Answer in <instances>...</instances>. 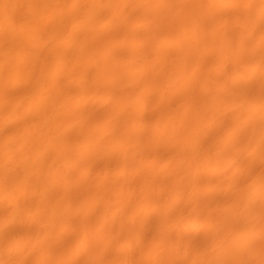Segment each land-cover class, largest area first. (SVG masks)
I'll use <instances>...</instances> for the list:
<instances>
[{
    "label": "rangeland",
    "instance_id": "obj_1",
    "mask_svg": "<svg viewBox=\"0 0 264 264\" xmlns=\"http://www.w3.org/2000/svg\"><path fill=\"white\" fill-rule=\"evenodd\" d=\"M25 1L0 2V264H264L229 247L264 239V0Z\"/></svg>",
    "mask_w": 264,
    "mask_h": 264
},
{
    "label": "bare ground",
    "instance_id": "obj_2",
    "mask_svg": "<svg viewBox=\"0 0 264 264\" xmlns=\"http://www.w3.org/2000/svg\"><path fill=\"white\" fill-rule=\"evenodd\" d=\"M2 1H5L4 3L6 4V1L7 2H9V0H2ZM11 1H13V0H11ZM10 1V2H11ZM19 1V0H18ZM27 1V0H26ZM26 1H25V3H26ZM49 1H51V0H48V2ZM62 1V0H61ZM72 1V0H71ZM79 1V0H78ZM83 1V0H82ZM88 1V0H87ZM91 1V0H90ZM139 1V0H138ZM146 1V0H145ZM216 1V0H215ZM0 2H1V0H0ZM9 2V3H10ZM15 2V1H14ZM31 2H34V1H30V3ZM70 2V1H69ZM2 3V2H1ZM0 3V4H1ZM9 3L8 4H6L7 6H9ZM12 3V2H11ZM16 3V2H15ZM14 3V4H15ZM24 3V2H23ZM29 3V4H30ZM37 3V2H36ZM46 3V2H45ZM52 3V2H51ZM83 3V2H82ZM90 3V2H89ZM143 3V2H142ZM5 4L3 5V7H7V6H5ZM18 4V3H17ZM21 4V3H20ZM132 4V3H131ZM130 4V5H131ZM138 4V3H137ZM1 5V6H2ZM25 5V4H24ZM38 6H39V4H37ZM43 5V4H42ZM74 5V4H73ZM77 5V4H76ZM86 5V4H85ZM124 5H126V4H124ZM129 5V6H130ZM0 6V7H1ZM49 6V5H48ZM87 6V5H86ZM211 6H213V3H209V4H205L202 8H209V7H211ZM214 6H216V4L214 3ZM219 6V5H218ZM249 6V5H248ZM18 7V6H17ZM22 7V6H21ZM94 8H95V6H93ZM134 7V6H133ZM251 7V6H250ZM40 8V7H39ZM44 8V7H43ZM49 8H51V7H49ZM48 8V9H49ZM57 8H59V7H57ZM60 8H61V6H60ZM131 8V7H130ZM156 8V7H155ZM2 9V8H1ZM5 9V8H4ZM12 9V8H11ZM26 9H28V8H26ZM37 9V8H36ZM52 9V8H51ZM125 9V8H124ZM135 9V8H134ZM156 9H158V8H156ZM210 9V8H209ZM212 10L214 9V7H212L211 8ZM234 9V8H233ZM239 9V8H238ZM237 9V10H238ZM251 9V8H250ZM13 10V9H12ZM32 10V9H31ZM30 9H29V11H31ZM56 10V9H55ZM61 10V9H60ZM90 10V9H89ZM88 10V11H89ZM93 10H95V9H93ZM128 10V9H127ZM132 10V9H131ZM206 10V15L207 14H209L207 11H208V9H205ZM215 10H216V12L218 13V14H221V17H222V15H224V13H223V11L224 12H226V10H222L220 7L218 8V9H216V7H215ZM20 11V10H19ZM38 11V10H37ZM56 11H58V10H56ZM91 11V10H90ZM89 11V12H90ZM136 11V10H135ZM163 12H164V10H162ZM228 11H230V9L228 10ZM227 11V13H229ZM245 11V10H244ZM6 12V11H5ZM34 12V11H33ZM55 12V11H54ZM54 12H52V13H54ZM94 12V11H93ZM161 12V11H160ZM12 13V12H11ZM14 13V12H13ZM26 13V12H25ZM31 14H32V12H30ZM35 13V12H34ZM38 13V12H37ZM43 13H44V11H43ZM48 13V12H47ZM51 13V14H52ZM156 13V12H155ZM24 14V13H23ZM39 14V13H38ZM37 14V15H38ZM46 14V13H45ZM90 14V13H89ZM212 14V13H211ZM214 12H213V16H214ZM226 14V13H225ZM0 15H2V14H0ZM6 15V14H5ZM29 15V14H28ZM55 15V14H54ZM53 15V16H54ZM20 16V15H19ZM31 16V15H30ZM39 17L41 16V14L40 15H38ZM77 16V15H76ZM160 16V15H159ZM165 16H167V15H165ZM217 17L219 16V15H216ZM12 17V16H11ZM17 17V16H16ZM46 17V16H45ZM68 17H71V16H68ZM95 17H96V15H95ZM141 17V16H140ZM4 18H5V16H4ZM8 18H10L9 16H8ZM47 18V17H46ZM48 18H49V16H48ZM50 18H52V17H50ZM81 18V17H80ZM142 18V17H141ZM162 18V17H161ZM11 19V18H10ZM16 19V18H15ZM30 19V18H29ZM43 19H44V17H43ZM53 19H55V18H53ZM52 19V20H53ZM61 19V18H60ZM70 19V18H69ZM146 19V18H145ZM167 19V18H166ZM37 20H38V18H37ZM36 20V21H37ZM148 20V19H147ZM161 20V19H160ZM25 21H26V19H25ZM45 21V20H44ZM51 21V20H50ZM55 21V20H54ZM70 21H71V19H70ZM138 21H140V20H138ZM141 21H143L142 19H141ZM4 22H7V21H4ZM10 22V21H9ZM39 22V21H38ZM144 22V21H143ZM39 23H42V22H39ZM3 24V23H2ZM43 24H48V22L47 23H43ZM61 24V23H60ZM90 24V23H89ZM6 25H7V23H6ZM91 25H93L92 23H91ZM90 25V26H91ZM1 26V25H0ZM12 26V25H11ZM49 26L51 27V25L49 24ZM5 27V26H4ZM3 27V28H4ZM53 29V28H52ZM4 30V29H3ZM11 30V29H10ZM121 30V29H120ZM125 30V29H124ZM5 32L7 31V30H4ZM104 31V30H103ZM10 32V31H9ZM13 32V31H12ZM105 32V31H104ZM15 33V32H14ZM110 33V32H109ZM108 33V34H109ZM1 34V33H0ZM107 34V33H106ZM241 34H242V32H241ZM244 34V33H243ZM9 35H10V33H9ZM14 35V34H13ZM6 36V35H5ZM5 36H3L2 35V37L0 36V43H1V41L2 42H4L5 44H6V41H9V40H11V39H8L9 37H11V36H7V38L5 39L4 37ZM14 37V36H13ZM20 37V36H19ZM23 37V36H22ZM238 37V36H237ZM18 38V37H17ZM240 38V37H239ZM6 40V41H3V40ZM8 39V40H7ZM19 39V38H18ZM25 39H27V38H25ZM14 40V39H13ZM16 41V40H15ZM22 41V40H21ZM10 42V41H9ZM9 42H8V44H9ZM13 42L14 41H12V44H11V42H10V45H13ZM16 43V42H15ZM54 43V42H53ZM2 44V43H1ZM18 43H16V44H14V45H17ZM56 44V43H55ZM9 45V46H10ZM57 45V44H56ZM50 47V46H49ZM54 47V46H53ZM57 47V46H56ZM45 48H46V46H45ZM37 49H39L38 47H37ZM42 49V48H41ZM44 49V48H43ZM58 49V48H57ZM55 50H56V48H55ZM47 51V50H46ZM38 52V51H37ZM58 52V51H57ZM59 52H61V51H59ZM41 53V52H40ZM47 53V52H46ZM51 54V53H50ZM55 54V53H54ZM10 55V54H9ZM38 55V54H37ZM43 55V54H42ZM61 55V54H60ZM54 56V55H53ZM42 59V58H41ZM46 66V65H45ZM33 72H35V71H33ZM57 72H59L58 71V69H57ZM43 74H44V72H43ZM45 74L49 77L50 75V73H47V72H45ZM44 74V75H45ZM38 76V75H37ZM36 77V76H35ZM59 77V76H58ZM39 78V77H38ZM44 78V77H43ZM49 79V78H48ZM52 79V78H51ZM1 79H0V91H6V92H10L11 94L14 92V89H13V87H12V85H10V84H5V83H1ZM43 81H44V79H43ZM63 81V80H62ZM67 81V80H66ZM65 83V82H64ZM45 84V83H44ZM47 86V85H46ZM42 91V90H41ZM1 92V93H2ZM5 92V93H6ZM32 92H35V91H32ZM72 92V91H71ZM70 92V93H71ZM73 92H75L76 93V91H73ZM4 93V92H3ZM2 93V94H3ZM31 93V92H30ZM44 93V92H43ZM86 93V92H85ZM1 94V95H2ZM11 94H9V95H11ZM226 94V93H225ZM8 95V96H9ZM13 95V94H12ZM7 96V95H6ZM68 96V95H67ZM85 96V95H84ZM87 96V95H86ZM41 97V96H40ZM43 97V96H42ZM68 97H70V95L68 96ZM76 97V96H75ZM4 98H5V94H4ZM9 98V97H8ZM71 98V97H70ZM70 98H68L69 99V101L68 102H73L72 100H70ZM76 98H80V96L79 97H76ZM75 98V99H76ZM82 98V97H81ZM6 99V98H5ZM37 99H38V97H37ZM8 100V99H7ZM7 100H6V102H7ZM10 100V99H9ZM8 100V106H2L3 108H4V110H5V114H7L8 116H11V115H9L10 113H12V111L14 112V110H13V108H15V107H12L13 105H10L9 103H10V101ZM30 100V99H29ZM79 99H77V101H78ZM81 100H83V98L81 99ZM80 100V101H81ZM38 101V100H37ZM84 101V100H83ZM74 102H75V100H74ZM89 102V101H88ZM30 103H31V101H30ZM39 103V102H38ZM40 103H41V99H40ZM46 103H49L48 101L46 102ZM12 104V103H11ZM29 104V103H28ZM32 104V103H31ZM34 104V103H33ZM35 104H36V102H35ZM70 104V103H69ZM75 104V103H74ZM87 104V103H86ZM25 105H27V104H25ZM66 105V104H65ZM15 106V105H14ZM42 106H43V103H42ZM48 106V105H47ZM29 107V106H28ZM38 107H40V106H38ZM54 107V106H53ZM67 107V106H66ZM1 108V107H0ZM33 108V107H32ZM31 108V109H32ZM36 108V107H35ZM46 108V107H45ZM48 108V107H47ZM51 109H52V107H50ZM101 107H99V110H101L100 109ZM17 109V108H16ZM42 109V108H41ZM68 109V108H67ZM3 110V111H4ZM18 110V109H17ZM37 110H38V108H37ZM49 110V109H48ZM72 110V109H71ZM98 110V109H97ZM25 111H26V109H25ZM40 111V110H39ZM38 111V112H39ZM69 111V110H68ZM95 111V110H94ZM37 112V111H36ZM41 112V111H40ZM40 114V113H39ZM44 114V113H43ZM47 114V113H46ZM49 114V113H48ZM5 116V115H4ZM37 116L39 117V116H43L42 114L41 115H38L37 114ZM40 117V120L43 118H41ZM33 120V119H32ZM31 121V120H30ZM42 121H44V120H42ZM31 123V122H30ZM42 123V122H41ZM1 124V123H0ZM15 124V123H14ZM13 124V125H14ZM47 124V123H46ZM30 125V124H29ZM44 125H45V122H44ZM16 126V125H15ZM32 126V125H31ZM31 128V127H30ZM13 129H15V128H13V126L11 125V121H10V123H5V124H1L0 125V138L1 137H5V135L6 134H8V133H10L11 134V132L13 131ZM19 131V130H18ZM16 132V131H15ZM14 132V133H15ZM47 132V131H46ZM13 133V132H12ZM19 133V132H18ZM47 134V133H46ZM26 135V134H25ZM24 135V136H25ZM50 135V134H49ZM9 136V135H8ZM48 136V135H47ZM132 137V136H131ZM25 138V137H24ZM27 139V138H26ZM1 140V139H0ZM5 140V139H4ZM29 141V140H28ZM1 142V141H0ZM8 143V142H7ZM21 144V143H20ZM24 144H26L25 142H24ZM84 144V143H83ZM27 145V144H26ZM8 146V148H7V150H8V152H10V154H12L11 152H13V151H15L14 150V146L12 147H10L9 145H7ZM22 146V145H21ZM81 146V145H80ZM83 147V146H82ZM4 148H6V146L4 147ZM3 148V149H4ZM9 148H11L13 151H11V149H9ZM24 147H22V149H23ZM78 148H79V146H78ZM21 149V150H22ZM31 149V148H30ZM82 149V148H81ZM84 149V148H83ZM19 150V149H18ZM32 150V149H31ZM38 150V149H37ZM40 150V149H39ZM23 151V150H22ZM43 151H46V150H43ZM221 151V150H220ZM220 151H218V152H220ZM224 151H226V150H224ZM223 151V152H224ZM1 152V151H0ZM4 152V151H3ZM30 152V151H29ZM86 152V151H85ZM37 153H40V151L39 152H37ZM49 153V152H48ZM210 153H212V152H210ZM225 153H227V152H225ZM224 153V154H225ZM9 154V153H8ZM21 154V153H20ZM217 154V153H216ZM221 154V153H220ZM97 155V154H96ZM1 156H2V154H1ZM81 156V155H80ZM12 157H14L13 155H12ZM18 157H20V156H18ZM28 157H29V155H28ZM53 157V156H52ZM216 157V156H215ZM220 157V156H219ZM219 157H218V159H219ZM1 158V157H0ZM8 158V157H7ZM29 158H31V157H29ZM223 158V157H222ZM17 159V158H16ZM208 159H210V158H208ZM221 159V158H220ZM219 159V160H220ZM1 160H3V159H1ZM15 160V159H14ZM28 160V159H27ZM60 161H61V159H59ZM7 161H9V160H7ZM2 164H3V162H1ZM29 163V162H28ZM15 164V163H14ZM36 164V163H35ZM13 165V164H12ZM24 165H27V163L26 164H24ZM32 165V164H31ZM42 165V164H41ZM21 166V165H20ZM15 167V166H14ZM28 167V166H27ZM64 167V166H63ZM12 168V167H11ZM24 168V167H23ZM30 168V167H29ZM41 168V167H40ZM1 169H3L2 167H1ZM67 169V168H66ZM25 170V169H24ZM76 170H77V168H76ZM16 171H18V170H16ZM22 171V170H21ZM74 171V170H73ZM3 172V171H2ZM3 174H4V172H3ZM6 174V173H5ZM15 174V173H14ZM13 174V175H14ZM24 174V173H23ZM213 175V174H212ZM10 176V175H9ZM25 176V175H24ZM83 176V175H82ZM208 176H210V175H208ZM220 177V176H219ZM5 178V177H4ZM209 178H211V177H209ZM19 179V178H18ZM204 179H206L205 177H204ZM219 179V178H218ZM9 180V179H8ZM11 180V179H10ZM208 180H210V179H208ZM207 180V181H208ZM102 181V180H101ZM206 181V180H205ZM214 181V180H213ZM97 182V181H96ZM103 182V181H102ZM211 182V181H210ZM94 183H95V180H94ZM5 184H7V183H5ZM3 185V184H2ZM25 185V184H24ZM9 186V185H8ZM13 186V185H12ZM26 186V185H25ZM40 188V187H39ZM12 189H14V188H12ZM11 189V190H12ZM16 189V188H15ZM21 189V188H20ZM24 189H26V188H24ZM92 189V188H91ZM10 190V189H9ZM8 190V191H9ZM31 191H32V189H31ZM58 191V190H57ZM18 192V191H17ZM53 192H55V191H53ZM14 193V192H13ZM24 193V192H23ZM26 193V192H25ZM46 193H48V192H46ZM50 193H52V191L50 192ZM49 193V194H50ZM57 193V192H56ZM19 194V193H18ZM54 194V193H53ZM220 194H222V193H220ZM219 194V195H220ZM2 195V194H1ZM61 195V194H60ZM60 195H59V197H60ZM217 195V194H216ZM224 195V194H223ZM15 196V195H14ZM50 196V195H49ZM49 196H48V198H49ZM53 196V195H52ZM67 196V195H66ZM155 196V195H154ZM158 195H156V197H157ZM163 196V195H162ZM1 197V196H0ZM27 197V196H26ZM55 197V196H54ZM58 197V198H59ZM158 197H160V196H158ZM206 197V196H205ZM215 197V196H214ZM220 197H221V195H220ZM9 198V197H8ZM21 198V197H20ZM216 198V197H215ZM215 198L214 199H212V200H215ZM3 199V198H2ZM19 199V198H18ZM35 199V198H34ZM51 199H52V197H51ZM160 199V198H159ZM202 199H204V198H202ZM208 199V198H207ZM217 199V198H216ZM222 199V197L220 198V200ZM226 199V198H225ZM224 199V200H225ZM161 200V199H160ZM205 201H206V199H204ZM218 202L220 201L219 200V197H218ZM204 201V202H205ZM208 202H211V201H208ZM207 202V203H208ZM212 202H214V201H212ZM203 203V202H202ZM206 203V202H205ZM206 203V204H207ZM12 204V203H11ZM215 204H218V203H216V201L214 202V205ZM204 205V204H203ZM210 205H212V204H210ZM263 205V204H262ZM13 206H15V205H13ZM15 208V207H14ZM204 208H207V207H204ZM263 208H264V206H263ZM202 209V208H201ZM200 210V209H199ZM205 211H203L202 213H203V215L204 216H206V220L209 222V223H213L214 222V215H212V213H211V215H210V212L208 213V209H207V214L205 213L206 212V209H204ZM16 211V210H15ZM18 211V210H17ZM20 212V211H19ZM198 212V211H197ZM12 213H13V211H12ZM201 213V212H200ZM18 214H20V213H18ZM12 215V214H11ZM14 215V214H13ZM140 215V214H139ZM202 215V214H201ZM15 216V215H14ZM22 215H20V217H21ZM158 216V215H157ZM7 217V216H6ZM9 217V216H8ZM19 217V216H18ZM156 217V216H155ZM137 218V217H136ZM141 218V217H140ZM154 218V217H153ZM157 219H158V217H156ZM205 218V217H204ZM244 218V220H245V218L246 219H248L249 220V222L248 223H250V222H252V223H254L255 225H257V224H259L262 220H263V216H261V215H258V216H246V217H239V218H234V220L235 221H240V219H241V221L240 222H242V219ZM11 220H12V218H11ZM28 220H30V219H28ZM135 220V219H134ZM155 220V219H154ZM160 220V219H159ZM243 220V221H244ZM138 221V220H137ZM158 221V220H157ZM231 221H233V219L231 220ZM246 221V220H245ZM244 221V222H245ZM17 222V221H16ZM32 222V221H31ZM239 222V223H240ZM25 223V222H24ZM82 223V222H81ZM149 223V222H148ZM150 223H152V221L150 222ZM246 223V222H245ZM247 223V224H248ZM10 224V223H9ZM18 224V223H17ZM22 224V223H21ZM26 224V223H25ZM24 224V225H25ZM155 224H157V223H155ZM191 224V223H190ZM231 224V223H230ZM251 224V223H250ZM249 224V225H250ZM241 225H242V223H241ZM2 226V225H1ZM6 226V225H5ZM149 226V225H148ZM180 226V225H179ZM178 226V227H179ZM6 227H8V224H7V226ZM186 227V226H185ZM188 227V229H186V231L184 230H182L183 228L181 227L180 228V230H182L183 231V233H182V231H178V229H176L177 231H175V233L173 232L172 233V235H175L176 234V238L181 242V243H183L184 245H189V246H191V247H193V248H200V249H206L207 248V246L209 245V243L217 236V233H218V230L216 229V228H210V229H207V230H203L204 228H202V229H200V228H198L197 227V225H189V226H187ZM10 228H11V225H10ZM20 228V227H19ZM146 229V228H145ZM148 229H149V227H148ZM155 229H156V227H155ZM158 229V228H157ZM160 229V228H159ZM162 229V228H161ZM169 229V228H168ZM172 229V228H171ZM170 229V230H171ZM206 229V228H205ZM2 230H4V229H2ZM21 230V229H20ZM150 230H152V229H150ZM150 230H148V231H150ZM197 230H198V232H197ZM7 231V230H6ZM146 231H147V229H146ZM155 230H152V232H153V234L155 233L154 232ZM159 231V230H158ZM164 231V230H163ZM163 231H159V233L160 234H163L164 232ZM167 231V230H166ZM157 232V231H156ZM200 232L202 233V234H204V235H202V234H200ZM147 233H149V232H147ZM159 233L158 234H156V236H158L159 235ZM152 234V235H153ZM166 234V233H165ZM171 234V233H170ZM155 235V234H154ZM62 240V239H61ZM55 244V243H54ZM55 247H56V244H55ZM61 247V246H60ZM59 247V248H60ZM229 247H231V248H233V249H235V250H239L240 252H242V253H246L248 250H254V249H256V248H259L260 249V251L262 252V250H264V239L262 238V237H259V238H254V237H250L249 239H247L246 240V242L245 243H243L242 244V246L240 245H237V244H234V245H230ZM155 248V247H154ZM79 249V248H78ZM155 250V249H154ZM162 250V249H161ZM160 250V251H161ZM257 250V249H256ZM162 251H164V250H162ZM167 251V250H166ZM165 251V252H166ZM172 251V250H171ZM167 253V252H166ZM170 254H168L167 256H165V259L163 258H161V257H159V258H157L156 257V255H155V260H156V258H157V260L156 261H153L154 263L153 264H162V262H163V264L166 262V264H188V259L190 260V258H188L186 255H181V254H178V252H177V254H176V251L174 252V253H171V252H169ZM83 254H84V252H83ZM82 254V255H83ZM125 254V253H124ZM123 254V255H124ZM133 254V253H132ZM158 254V256H160L159 255V253H157ZM162 254V253H161ZM130 255V254H129ZM85 256V255H84ZM86 256H87V254H86ZM79 257V256H78ZM83 257V256H82ZM80 259H81V256L79 257ZM161 258V259H160ZM84 260L86 259V258H83ZM162 260H164V261H162ZM263 260V259H262ZM87 261V260H86ZM259 262H260V260H258ZM257 260H253V259H245V260H243L240 264H259V262H258ZM81 262H85V261H82L81 260ZM91 262V261H90ZM89 261L88 262H86V264H91ZM147 263V261L145 262V264ZM152 263V262H151ZM150 263V264H151ZM261 263V262H260ZM75 264H76V262H75ZM84 264V263H83ZM140 264V263H139ZM143 264V263H142Z\"/></svg>",
    "mask_w": 264,
    "mask_h": 264
}]
</instances>
